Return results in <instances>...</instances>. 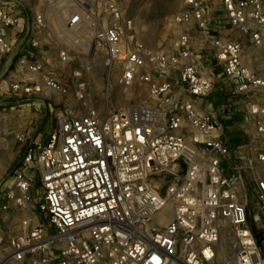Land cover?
<instances>
[{
	"label": "built area",
	"instance_id": "2783aa9c",
	"mask_svg": "<svg viewBox=\"0 0 264 264\" xmlns=\"http://www.w3.org/2000/svg\"><path fill=\"white\" fill-rule=\"evenodd\" d=\"M28 1L0 0L1 85L66 94L51 63L73 61L77 44L104 48L117 81L148 98L61 112L47 140L27 143L0 185V264H219L224 227L227 264H264V106L253 97L264 75L246 54L264 45V0H221L230 32L211 37V1L182 0L173 22L183 29L161 48L118 0H41L37 12ZM213 65L243 97L241 145L225 137L233 114L212 108Z\"/></svg>",
	"mask_w": 264,
	"mask_h": 264
},
{
	"label": "rangeland",
	"instance_id": "374dc122",
	"mask_svg": "<svg viewBox=\"0 0 264 264\" xmlns=\"http://www.w3.org/2000/svg\"><path fill=\"white\" fill-rule=\"evenodd\" d=\"M118 1L124 11L134 18L138 36L148 47L169 45L183 29L173 22V15L182 8V0ZM210 1L212 29L209 37L228 34L230 27L224 24L221 0ZM28 4L35 12L43 9L37 7L41 5V0H30ZM199 33L193 29L195 36ZM78 46L75 44L71 50L74 60L70 63L52 59V67L68 89L66 94L43 91L39 95L19 96L12 93L6 83L1 85L0 80V185L8 178L11 168L23 155L32 138L45 140L57 129L61 112L85 114L90 108H97L109 113L129 102L148 98V94L138 86L126 87L117 81L119 65L108 64L104 48L96 47L88 55ZM201 46L210 64L207 53L211 52V45L206 41ZM246 54L248 64L264 75V45L260 48L248 44ZM213 70L217 85L220 84L224 89L227 87L223 96L230 99L232 108L238 109L235 120L242 123L241 129L249 131L250 126L243 119V97H232L230 83L224 78L220 66L213 65ZM253 97L264 106V89ZM251 203V209L257 208L255 198H252ZM20 217L21 214L15 215L16 224H19ZM233 245L232 242L229 258L235 252Z\"/></svg>",
	"mask_w": 264,
	"mask_h": 264
},
{
	"label": "crops",
	"instance_id": "0c3cea01",
	"mask_svg": "<svg viewBox=\"0 0 264 264\" xmlns=\"http://www.w3.org/2000/svg\"><path fill=\"white\" fill-rule=\"evenodd\" d=\"M227 88V87H226ZM219 87V84L214 89V98H213V110L218 112L221 118L225 119L227 113L233 114L232 121L226 122V133L225 137L227 139L232 140V142H235V144L241 145L243 144L247 137H248V130L241 129L242 123L238 122L236 117L237 115V108H232L231 104H229L230 99H227L223 96V92H225L227 89ZM228 103V104H227ZM44 140V139H42ZM47 140V138L45 139Z\"/></svg>",
	"mask_w": 264,
	"mask_h": 264
},
{
	"label": "bare ground",
	"instance_id": "6f19581e",
	"mask_svg": "<svg viewBox=\"0 0 264 264\" xmlns=\"http://www.w3.org/2000/svg\"><path fill=\"white\" fill-rule=\"evenodd\" d=\"M171 216L172 212L170 211V208H167L166 213L160 217L159 222L161 224H167ZM230 242L229 230L227 227H224L217 251V260L219 264H227L228 260L231 258H229V255L232 251V242Z\"/></svg>",
	"mask_w": 264,
	"mask_h": 264
}]
</instances>
